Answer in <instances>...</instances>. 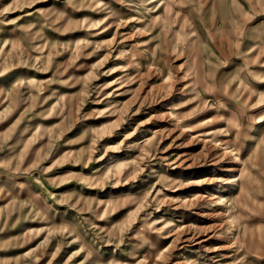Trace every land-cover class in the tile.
<instances>
[{
  "label": "rangeland",
  "instance_id": "obj_1",
  "mask_svg": "<svg viewBox=\"0 0 264 264\" xmlns=\"http://www.w3.org/2000/svg\"><path fill=\"white\" fill-rule=\"evenodd\" d=\"M0 264H264V0H0Z\"/></svg>",
  "mask_w": 264,
  "mask_h": 264
}]
</instances>
